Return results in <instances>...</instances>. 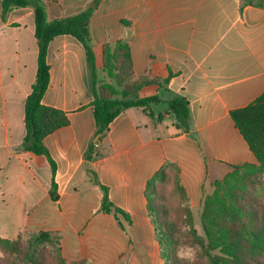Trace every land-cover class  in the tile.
<instances>
[{"label": "crops", "instance_id": "1", "mask_svg": "<svg viewBox=\"0 0 264 264\" xmlns=\"http://www.w3.org/2000/svg\"><path fill=\"white\" fill-rule=\"evenodd\" d=\"M45 6L50 21L90 10L99 85L115 84L104 69V49L128 45V84L145 82L139 98L185 97L191 133L176 126L164 103L151 106L153 116L132 107L110 123L90 155L97 125L86 51L77 38L57 36L48 45L42 104L64 112L68 124L44 139L53 173L46 157L23 149L25 102L38 69L34 9L16 8L2 19L0 2V239L48 232L59 237L67 263L163 264L148 181L176 168L195 208L234 168L257 164L231 113L264 92V6L246 0H45ZM88 169L128 220L102 211L104 192Z\"/></svg>", "mask_w": 264, "mask_h": 264}, {"label": "trees", "instance_id": "2", "mask_svg": "<svg viewBox=\"0 0 264 264\" xmlns=\"http://www.w3.org/2000/svg\"><path fill=\"white\" fill-rule=\"evenodd\" d=\"M263 5L264 0H246ZM2 19L16 8L32 7L35 13V36L38 41V69L36 82L25 102V129L23 149L36 156H44L55 173L56 165L51 158L44 139L57 129L68 124L66 114L60 110L44 106L42 98L49 87L50 68L47 63L49 43L57 36L71 35L84 46L91 79L93 94L92 106L97 125L96 137L90 146V155L97 154L95 142H99L108 130L110 123L123 111L132 107H141L153 116L152 105L166 104L168 111L176 118V126L187 134L191 133L190 108L188 100L173 95L163 102L159 96L139 98L138 92L145 82L129 85L130 53L128 45L118 42L114 51L104 49V69L114 85H99L96 60L91 43L90 18L87 10L78 15L48 20L45 0H0ZM154 80L153 82H156ZM160 84L159 81H157ZM168 79L163 84H167ZM232 119L257 159V164H248L234 168L224 180L214 183V192L205 197L201 215L202 229L206 238L204 249L210 264H264V194L255 196L253 184L264 175V92L246 107L231 113ZM173 174L177 187L188 197L182 188L177 169L167 166L158 171L147 184L146 196L149 213L156 229L163 264H189L175 255L177 239H174L175 224L170 219L159 184ZM92 184L103 189L102 211L113 212L117 218L127 215L109 201L108 190L102 186L94 171L88 169ZM55 184H52V197ZM59 237L48 232H39L26 239H0V245L11 247V254L20 255L23 248V262L38 263V252L47 247L52 254L54 264H89L85 261L67 263L61 256ZM216 252V254H212ZM0 256V264L1 262Z\"/></svg>", "mask_w": 264, "mask_h": 264}, {"label": "rangeland", "instance_id": "3", "mask_svg": "<svg viewBox=\"0 0 264 264\" xmlns=\"http://www.w3.org/2000/svg\"><path fill=\"white\" fill-rule=\"evenodd\" d=\"M252 187L255 190V196L264 194V175L256 180ZM159 192L163 195L164 207L170 212V219L175 224L174 239H177L175 250L177 258L189 264H210L203 247L207 242L201 224L204 200L201 205L192 208L190 201L178 189L173 174L159 184ZM11 250V247L0 245V256L3 257L1 258L3 264H29L26 261L23 262V248L19 256L11 254ZM212 254H216V252ZM38 255L40 257L38 263L54 264L53 260L51 261L53 256L47 247L41 248Z\"/></svg>", "mask_w": 264, "mask_h": 264}, {"label": "built area", "instance_id": "4", "mask_svg": "<svg viewBox=\"0 0 264 264\" xmlns=\"http://www.w3.org/2000/svg\"><path fill=\"white\" fill-rule=\"evenodd\" d=\"M95 147L98 148L99 147V142H95Z\"/></svg>", "mask_w": 264, "mask_h": 264}]
</instances>
